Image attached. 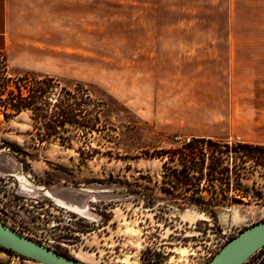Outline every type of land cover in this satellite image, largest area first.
<instances>
[{
  "label": "rangeland",
  "instance_id": "rangeland-1",
  "mask_svg": "<svg viewBox=\"0 0 264 264\" xmlns=\"http://www.w3.org/2000/svg\"><path fill=\"white\" fill-rule=\"evenodd\" d=\"M150 2L134 23L119 8L87 25L84 65L28 71L104 103L97 152L39 141L26 112L0 115V220L87 264H205L264 218V167L212 216L162 191L163 159L149 155L191 135L264 144V0H181L171 15ZM0 264L42 263L0 247ZM243 264H264V246Z\"/></svg>",
  "mask_w": 264,
  "mask_h": 264
},
{
  "label": "trees",
  "instance_id": "trees-1",
  "mask_svg": "<svg viewBox=\"0 0 264 264\" xmlns=\"http://www.w3.org/2000/svg\"><path fill=\"white\" fill-rule=\"evenodd\" d=\"M11 68L0 51V115L4 120L26 112L39 141L69 147L79 141L77 149L87 146L97 152L91 143L94 132L99 131L101 100L82 83L67 86L55 75L15 73ZM149 155L163 159L162 191L212 216L217 207L247 196L241 185L244 174L264 167L263 143L210 135H191Z\"/></svg>",
  "mask_w": 264,
  "mask_h": 264
},
{
  "label": "crops",
  "instance_id": "crops-1",
  "mask_svg": "<svg viewBox=\"0 0 264 264\" xmlns=\"http://www.w3.org/2000/svg\"><path fill=\"white\" fill-rule=\"evenodd\" d=\"M180 1L163 0L161 10L171 15ZM156 5L150 0H0V51L22 71L72 70L65 66L85 64L87 25L116 22L119 8L134 23Z\"/></svg>",
  "mask_w": 264,
  "mask_h": 264
},
{
  "label": "water",
  "instance_id": "water-1",
  "mask_svg": "<svg viewBox=\"0 0 264 264\" xmlns=\"http://www.w3.org/2000/svg\"><path fill=\"white\" fill-rule=\"evenodd\" d=\"M264 246V218L228 239L205 264H243ZM0 247L42 264H87L54 251L0 220Z\"/></svg>",
  "mask_w": 264,
  "mask_h": 264
},
{
  "label": "bare ground",
  "instance_id": "bare-ground-1",
  "mask_svg": "<svg viewBox=\"0 0 264 264\" xmlns=\"http://www.w3.org/2000/svg\"><path fill=\"white\" fill-rule=\"evenodd\" d=\"M181 250H182V251H184V248H183V247H181Z\"/></svg>",
  "mask_w": 264,
  "mask_h": 264
}]
</instances>
